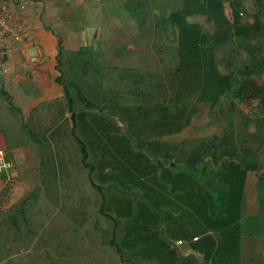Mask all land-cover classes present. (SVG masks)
Listing matches in <instances>:
<instances>
[{"label": "trees", "instance_id": "trees-1", "mask_svg": "<svg viewBox=\"0 0 264 264\" xmlns=\"http://www.w3.org/2000/svg\"><path fill=\"white\" fill-rule=\"evenodd\" d=\"M191 14L204 16L212 32L188 21ZM242 14L239 0H180L166 17L176 35L164 81L130 67L116 74L117 84L129 79L125 92L144 105H121L120 94L88 98L73 83L72 59H66L64 71L57 64L55 82L62 87L66 111L74 113L68 134L100 197L97 210L111 222L106 243L125 263L186 264L179 248L188 243L205 247L199 252L207 261L217 253L220 236L234 244L250 236L264 245V175H253L256 162L248 159L242 137L231 128L187 148L184 141L163 139L189 125L187 95L196 93L209 105L223 98L256 100L264 109V0H254L251 21H242ZM230 42L243 49L245 62L218 57L229 65L220 72L215 52ZM61 54L58 46L57 63ZM88 63L80 66L83 76ZM26 201L23 197L17 207L22 220ZM7 218L17 226L16 216Z\"/></svg>", "mask_w": 264, "mask_h": 264}, {"label": "rangeland", "instance_id": "rangeland-1", "mask_svg": "<svg viewBox=\"0 0 264 264\" xmlns=\"http://www.w3.org/2000/svg\"><path fill=\"white\" fill-rule=\"evenodd\" d=\"M67 1L72 7L77 6L75 0ZM77 1L83 4L80 5L83 16L76 15V21L89 24L85 25L88 36L82 41L88 45L81 46L80 52L63 48L57 63L59 69L64 71L67 60L72 59L77 70L76 75L71 76L73 83L81 86V92L88 98L120 94L117 99L121 105H144L139 97L125 92L130 86L129 79H121L117 84L116 74L121 72V67H130L140 74H150L164 81L167 67L171 65L167 61L168 54L176 35L166 17L180 6V0ZM239 1L242 21H251L254 0ZM224 5L229 17L230 9L226 3ZM187 20L197 22L205 32H212V25L204 16L191 14ZM75 28L74 42L78 41L79 34L78 27ZM215 55L220 72H225L229 65L218 57L239 65L245 62L244 51L236 42H230ZM86 60L89 62L84 66L87 76H83L80 66ZM262 79L264 81L263 76ZM197 97L195 93L184 99L192 113L189 125L179 132L165 134L163 139L171 143L184 141L187 148L232 128L249 148L248 159L256 162L253 175H264V109L257 108L256 100L248 103L223 98L209 105L206 98ZM6 99L12 103L10 96ZM35 116L33 120L32 117L25 119L22 125L15 118L10 123L4 121L6 144L18 146L22 153L31 146L33 159H27V164L36 163L37 170L30 171L34 182L19 198L15 195L12 203L0 204V264L10 256L20 264H128L106 243L111 237V222L97 210L100 197L89 183L86 169L80 163L78 147L68 134L70 114L67 112L61 123L54 120L56 115L45 121L35 120ZM258 119L261 125L257 127L254 122ZM49 165L53 169L51 172L47 170ZM12 172L10 169L6 173ZM4 180L1 172L2 188L13 182L11 176L9 181ZM23 197L27 200L24 220L18 216L17 209ZM8 215L16 216L17 226L8 220ZM185 248L184 245L179 248L182 254L187 252Z\"/></svg>", "mask_w": 264, "mask_h": 264}, {"label": "crops", "instance_id": "crops-1", "mask_svg": "<svg viewBox=\"0 0 264 264\" xmlns=\"http://www.w3.org/2000/svg\"><path fill=\"white\" fill-rule=\"evenodd\" d=\"M5 1L10 2L14 7H21L18 9L19 14L30 23L32 32L26 36L23 44L11 43L10 57L0 63V66L9 67L5 73L0 72V150L13 163L11 168L13 172L8 173L13 182L6 184L7 188L0 186V204L3 205L12 203L15 195L19 198L22 191L32 185L34 178L31 177L30 171L37 170L36 163L27 164L28 160L33 159L34 149L31 150V146L22 153L18 146L6 144L4 121L10 123L15 118L22 125L25 119L32 117L33 120L35 115V120L45 121L54 118L53 115H56L54 118L56 123L64 120L67 111L63 91L55 82L58 46H61L63 52V48L75 51L79 46L88 45L82 41L88 36V28L85 25H89L84 21H76V15L83 16V10L80 11V5L83 4L77 0H75L76 7H72L71 2L67 0ZM75 10L79 12L76 13ZM75 26L78 27L79 32L76 42L73 41ZM34 54H39L41 57L38 64L31 61ZM9 96L12 103L6 99ZM39 108L42 109L38 110ZM196 238L197 235L193 236L191 241H195ZM219 239L223 240L216 242L217 253L213 259L202 260L199 251L205 247L199 245L198 248H193V243H188L184 245L187 247L185 248L187 252L181 253V258H184L182 261L186 260V264H264V245L251 241L250 236L245 242L242 240L235 244L225 241L228 239L222 236ZM3 264L20 263L10 256Z\"/></svg>", "mask_w": 264, "mask_h": 264}, {"label": "built area", "instance_id": "built-area-1", "mask_svg": "<svg viewBox=\"0 0 264 264\" xmlns=\"http://www.w3.org/2000/svg\"><path fill=\"white\" fill-rule=\"evenodd\" d=\"M19 8L21 7H14L10 2L8 3L5 0H0V48L5 59L10 57L11 43L16 42L23 44L26 36L32 32L30 23L19 14ZM40 60L41 57L39 54H34L31 57V61L34 64H38ZM7 69H9V67L0 66V72L5 73ZM12 165V161L0 150V173L2 172L5 174L4 182L10 180V176L6 172L12 168ZM180 244V240L175 241V245Z\"/></svg>", "mask_w": 264, "mask_h": 264}, {"label": "water", "instance_id": "water-1", "mask_svg": "<svg viewBox=\"0 0 264 264\" xmlns=\"http://www.w3.org/2000/svg\"><path fill=\"white\" fill-rule=\"evenodd\" d=\"M4 59H5V56H4V55H2V57L0 58V63H2V62L4 61ZM73 115H74V113H73V112H71V113H70V119H72V118H73Z\"/></svg>", "mask_w": 264, "mask_h": 264}]
</instances>
